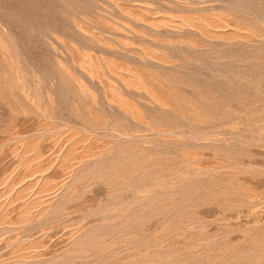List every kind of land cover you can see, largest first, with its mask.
I'll return each mask as SVG.
<instances>
[{"label":"rangeland","instance_id":"374dc122","mask_svg":"<svg viewBox=\"0 0 264 264\" xmlns=\"http://www.w3.org/2000/svg\"><path fill=\"white\" fill-rule=\"evenodd\" d=\"M0 264H264V0H0Z\"/></svg>","mask_w":264,"mask_h":264}]
</instances>
